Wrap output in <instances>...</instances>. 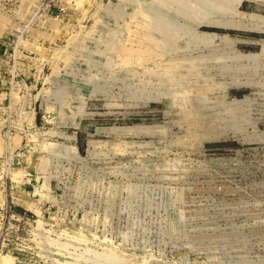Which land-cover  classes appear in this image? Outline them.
I'll use <instances>...</instances> for the list:
<instances>
[{
	"label": "rangeland",
	"instance_id": "rangeland-1",
	"mask_svg": "<svg viewBox=\"0 0 264 264\" xmlns=\"http://www.w3.org/2000/svg\"><path fill=\"white\" fill-rule=\"evenodd\" d=\"M31 1L0 264H264V0Z\"/></svg>",
	"mask_w": 264,
	"mask_h": 264
},
{
	"label": "built area",
	"instance_id": "built-area-1",
	"mask_svg": "<svg viewBox=\"0 0 264 264\" xmlns=\"http://www.w3.org/2000/svg\"><path fill=\"white\" fill-rule=\"evenodd\" d=\"M22 4V0H0V10L4 12H11L13 9H19ZM30 0L28 4L33 7L34 10H40L41 8L37 4H33ZM24 24L20 21L11 23L7 26L5 33L0 35V88L3 89L6 94V103L3 107L0 106V110H4L6 120L11 116H15L19 119H24L27 116L26 109V93L28 86L23 78L22 73V60L24 56L16 52V39L14 37L18 28H23ZM18 94V95H16ZM23 154L20 153H7L2 157L1 161L5 167V175L8 177V171L13 165H20L23 161ZM21 219V216L14 213L11 204L7 206V225L6 229H12L16 226V222Z\"/></svg>",
	"mask_w": 264,
	"mask_h": 264
},
{
	"label": "crops",
	"instance_id": "crops-1",
	"mask_svg": "<svg viewBox=\"0 0 264 264\" xmlns=\"http://www.w3.org/2000/svg\"><path fill=\"white\" fill-rule=\"evenodd\" d=\"M29 3H30V0H22L20 9H23V8L26 9L27 7H29L28 6ZM29 8L33 9V7H29ZM10 13H12V11ZM9 15L11 16V14ZM16 17L17 16L14 15L13 18L15 19ZM6 94L7 93L3 89L0 88V106L1 107H3L4 104L6 103V100H5ZM26 118L24 119V122H22V119H19L15 116H11L8 120H6V115L4 114V110L3 109L0 110V125H2V127L9 126V128H12V131H13L12 137L14 135L15 137H18V136L21 137L22 133L25 132V128L27 126ZM13 125L15 127H13ZM26 192H27L26 190L20 189V186L18 188H15L11 192V201L13 205L17 206L19 211L23 212V214H25L27 211H32L33 208L37 206V203H35V199H33L32 197H29Z\"/></svg>",
	"mask_w": 264,
	"mask_h": 264
},
{
	"label": "bare ground",
	"instance_id": "bare-ground-1",
	"mask_svg": "<svg viewBox=\"0 0 264 264\" xmlns=\"http://www.w3.org/2000/svg\"><path fill=\"white\" fill-rule=\"evenodd\" d=\"M7 259V258H6ZM6 263V261H5V259H3V264H5Z\"/></svg>",
	"mask_w": 264,
	"mask_h": 264
}]
</instances>
